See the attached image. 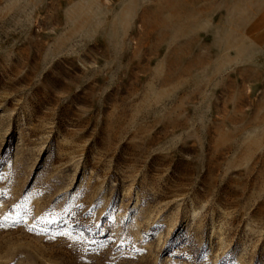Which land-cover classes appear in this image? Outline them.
<instances>
[{
  "label": "rangeland",
  "instance_id": "rangeland-1",
  "mask_svg": "<svg viewBox=\"0 0 264 264\" xmlns=\"http://www.w3.org/2000/svg\"><path fill=\"white\" fill-rule=\"evenodd\" d=\"M0 264H264V0H0Z\"/></svg>",
  "mask_w": 264,
  "mask_h": 264
}]
</instances>
